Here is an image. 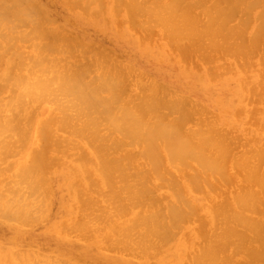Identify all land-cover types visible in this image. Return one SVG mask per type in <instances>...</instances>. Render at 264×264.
I'll return each mask as SVG.
<instances>
[{"label": "bare ground", "instance_id": "bare-ground-1", "mask_svg": "<svg viewBox=\"0 0 264 264\" xmlns=\"http://www.w3.org/2000/svg\"><path fill=\"white\" fill-rule=\"evenodd\" d=\"M0 264H264V0H0Z\"/></svg>", "mask_w": 264, "mask_h": 264}, {"label": "rangeland", "instance_id": "rangeland-1", "mask_svg": "<svg viewBox=\"0 0 264 264\" xmlns=\"http://www.w3.org/2000/svg\"><path fill=\"white\" fill-rule=\"evenodd\" d=\"M29 242H30V241H29ZM31 243H32V242H30V245H32Z\"/></svg>", "mask_w": 264, "mask_h": 264}]
</instances>
